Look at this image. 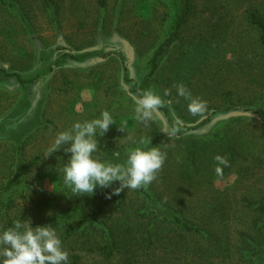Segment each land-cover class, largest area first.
Returning a JSON list of instances; mask_svg holds the SVG:
<instances>
[{"label":"rangeland","instance_id":"374dc122","mask_svg":"<svg viewBox=\"0 0 264 264\" xmlns=\"http://www.w3.org/2000/svg\"><path fill=\"white\" fill-rule=\"evenodd\" d=\"M105 1L0 0V123L9 136L24 137L22 147L0 140V228L18 219L51 224L64 248L87 264L104 263L91 249L112 239L108 231L115 239L133 231L161 258L190 249L187 264H264V52L250 22L254 13L264 17V0H189L147 84L151 60L187 0ZM181 82L207 101L203 114L193 115L177 96ZM139 87L161 96L170 90L155 121L135 119ZM104 109L116 124L100 138L96 158L124 163L141 138L167 153L146 187L153 198L140 189L107 198L119 182L74 195L62 183L70 153L44 157L57 133ZM217 154L230 161L223 176L215 172ZM176 216L200 232H185ZM85 219L82 232L67 238L68 226ZM143 257L132 261H150ZM112 261L124 264L122 254Z\"/></svg>","mask_w":264,"mask_h":264},{"label":"clouds","instance_id":"9594fccd","mask_svg":"<svg viewBox=\"0 0 264 264\" xmlns=\"http://www.w3.org/2000/svg\"><path fill=\"white\" fill-rule=\"evenodd\" d=\"M174 87L177 96L188 101V110L193 115L203 114L207 110V101L194 96L184 83ZM140 93L134 108L135 119L144 123L155 121L156 113L166 106L163 96L170 95V90L165 89L163 96L153 88L141 89ZM114 124L113 114L104 109L97 117L76 121L69 129L56 134L44 157L59 150L70 153L62 169V183L74 195L92 196L97 189L112 188L114 183L119 182V187L107 193V198H111L125 189L147 187L157 179L167 153L159 146L146 147L152 143L147 138L139 140L142 146L130 150L124 163L96 158L94 154L99 151L100 138ZM178 131V125L171 130L173 134ZM214 160L216 174L223 176V169L230 167L229 159L217 154ZM0 264H70V259L62 239L51 224L33 227L31 219H18L13 227L0 228Z\"/></svg>","mask_w":264,"mask_h":264},{"label":"trees","instance_id":"16d2710c","mask_svg":"<svg viewBox=\"0 0 264 264\" xmlns=\"http://www.w3.org/2000/svg\"><path fill=\"white\" fill-rule=\"evenodd\" d=\"M4 1V0H1ZM101 7L106 6V1L105 0H99ZM190 11V5H189V0L186 1L185 7H184V12L181 17V19L178 21L175 31L173 35H171L170 38L166 39L157 49L155 52L152 60H151V70L148 73V76L146 77L143 83L147 84L148 78H151L154 76L156 73L155 71L157 68L160 67V64L162 61L166 58V55L168 54V50H170V47L174 43L176 37H177V32L180 29L182 23L186 20L188 14ZM250 22L259 29L260 31V43L263 48L264 52V17L253 14L251 15ZM125 70V76H128V69L127 66L124 68ZM128 79V77H127ZM132 80V79H131ZM135 84H139V81L133 80ZM142 88L139 87V93ZM4 126V124H2ZM2 125L0 126L2 128ZM0 135H1V129H0ZM141 193L148 199L153 198L149 195V193L146 190V187L140 188ZM175 221L180 224L184 229L185 232L188 233H199L200 229L196 228L195 226L187 223L186 221L182 220L179 217H175ZM87 224V220L79 221V222H72L66 231L67 238L77 236L79 232L78 231L82 228H84ZM110 235H112V239L108 241L107 243H99L97 242L96 245L91 249V251H96L99 253L96 257H99V255L102 256L104 259L105 264H115L113 263V259L118 256V254H122V260H124V264H134V261H132L134 258H137L139 256H144L143 258L146 257L147 260L152 261L153 264H187L189 260H187V255L190 254L192 251L190 249H186L184 251V255L178 253L175 251L173 248L172 250L166 251V253L163 254L162 258L158 257L154 253H150L152 246L148 247L145 243L142 241H135V236L133 235V231H127L124 236L119 237V239H115V231H108ZM153 234H151V231L148 232V241L152 244L155 245V241L153 240ZM147 238V237H146ZM134 241V242H133ZM64 243V242H63ZM66 243V242H65ZM72 242H69L71 244ZM105 244V245H104ZM143 244L146 245V248L143 246ZM92 246V245H91ZM69 253V259H70V264H87L84 263L83 257L81 256L82 253L76 252V253ZM151 258L153 260H151ZM150 261H142L141 263L143 264H150ZM103 263V264H104ZM140 264V263H139ZM193 264V263H192Z\"/></svg>","mask_w":264,"mask_h":264},{"label":"crops","instance_id":"0c3cea01","mask_svg":"<svg viewBox=\"0 0 264 264\" xmlns=\"http://www.w3.org/2000/svg\"><path fill=\"white\" fill-rule=\"evenodd\" d=\"M0 124H2V123H0ZM21 123H18V126H16V128H22V130H23V124H21V126H19ZM17 125V124H16ZM40 124L38 123L37 124V126H35V125H33V128H30V127H27V129H36L38 126H39ZM2 128H4V129H1V136H0V140H4V139H11V141H14L15 143H16V145L18 146V147H22V142H23V139H24V137H23V135L21 136H19V134H14V135H11V136H9V134H8V132L9 133H11L10 131H8V127H7V124H5L4 123V126L2 125ZM12 129V128H11ZM7 130V131H6ZM5 131V132H4ZM19 131H21V129H19ZM4 133V134H3ZM3 135H7L9 138H5Z\"/></svg>","mask_w":264,"mask_h":264}]
</instances>
